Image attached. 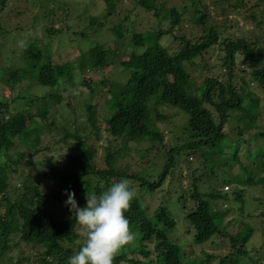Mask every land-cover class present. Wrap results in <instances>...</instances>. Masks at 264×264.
I'll list each match as a JSON object with an SVG mask.
<instances>
[{
	"label": "trees",
	"instance_id": "1",
	"mask_svg": "<svg viewBox=\"0 0 264 264\" xmlns=\"http://www.w3.org/2000/svg\"><path fill=\"white\" fill-rule=\"evenodd\" d=\"M74 1L76 6H68L65 0H14L11 12L35 10L28 17L37 32L33 35L31 27L13 25L10 16V20L2 22L9 0H0V56L6 50L2 38L12 39L11 47L24 50V55L17 57L20 64L14 57L17 48L12 47L10 55L0 59V83L12 93L17 90L12 95L15 103L25 101L12 112L8 97H0V257L9 248L10 236L15 234L27 244L44 247V264H68L69 257L83 244L79 242L83 231L65 205V190L75 192L79 206L83 207L87 193L99 195L123 178L136 192L125 215L133 232L138 234L133 245L130 242L117 252L113 264H122L128 251L131 264H263L249 255L247 243L256 231L252 217L259 213L264 218V197L246 198L244 187L262 185L264 176H256L242 157L253 160L257 172L264 171V125L258 122L263 105L250 87L251 81L264 87V0H255L253 4H249L251 0H213L212 6L216 5L223 16L219 21L211 17L205 0H178L171 5L168 0H134L137 7L153 11L159 21H169L166 28L143 30L131 18L132 8L125 9L124 17L117 11L120 0ZM89 2L94 8L102 2L101 12L92 13ZM243 7L249 11L246 19L252 20L256 30L224 37L226 32H233L234 18ZM110 18L113 20L108 22ZM185 20L202 25L203 36L192 40L182 35V46L171 51L161 39L175 27H183ZM71 21H78L80 26L74 27ZM109 39L115 43L114 47L107 45ZM67 40L72 43L69 47ZM85 42L90 43L88 49ZM215 45L225 46L221 63L224 70L206 74L198 82L187 65H196V58L203 60L208 49ZM122 46L130 47L131 51L128 57L117 61L113 53L122 51ZM73 47L81 50L77 61L74 60L77 56L67 58ZM56 55L67 60L60 63L55 60ZM240 60L249 69V77L246 70L238 69ZM116 66H121L126 81L111 79ZM202 67L215 69L207 63ZM78 74L83 76L79 87L91 84L90 96L78 95L72 117L66 116L59 122L52 113L64 103L60 91L77 85L74 79ZM40 85L48 88L44 94L36 93ZM101 89L104 99L99 110V101L93 103L92 97ZM164 106L176 109L175 115L180 111L186 116L183 142L176 146L168 144L163 128L154 126L152 113L161 122L170 120V115L161 110ZM101 118L107 133L105 167L94 161L96 150L88 143L90 135L81 131L90 125L89 133L100 137ZM228 124H234L236 133L228 130ZM54 126L63 128L61 139L65 143L69 138L75 140L66 143L70 150L66 153L68 162L60 164L51 156L47 170H35L31 157L48 149L42 148L41 134ZM251 129L256 131L255 135L245 137V132ZM253 137L263 139L254 155L247 145ZM16 138L29 145L27 154L14 150ZM118 141L122 142L120 147L116 146ZM141 144H146L141 157L153 152L156 159L138 171H131L122 162L137 157L136 146ZM243 144L247 146L246 154L242 152ZM191 154L196 158L201 155L204 167L213 165L207 173L220 184L205 194L193 184L200 177L192 174L195 207L185 215L189 236L177 229L178 221L167 204L150 215L145 196L161 189L167 176L182 167ZM235 165L239 166L236 173ZM45 179L50 181L46 187ZM226 183L233 184L231 192L223 190ZM177 197L176 201L185 207L187 191ZM229 215L232 216L226 221ZM230 224L237 228V233L227 228ZM261 227L264 232V224ZM217 235L230 240L234 249L231 253L219 256L205 248L196 251L195 246H202Z\"/></svg>",
	"mask_w": 264,
	"mask_h": 264
},
{
	"label": "rangeland",
	"instance_id": "2",
	"mask_svg": "<svg viewBox=\"0 0 264 264\" xmlns=\"http://www.w3.org/2000/svg\"><path fill=\"white\" fill-rule=\"evenodd\" d=\"M68 4V6L74 5L73 3L75 2L74 0H65ZM120 5L117 9V11L120 10V12L123 14L122 16L124 17V11L125 9L128 8H132L133 13L131 14V18L132 19H136L139 23L138 25V29L139 30H143V29H150L152 27H162V28H166L169 23L168 20H163V21H159L155 15L153 14V11H148V10H144L140 7H137L135 5V3H133L132 1L134 0H120ZM174 1H178V0H168V5H171ZM209 7H210V12H211V17H213V19L219 21L223 18V16L220 14L219 10L217 9V6L213 4V0H205ZM255 3V0H251L249 4H253ZM102 5L103 3H96L95 6L96 8L93 7V4L91 2H89V9L92 13L96 14L97 12H101L102 9ZM7 6V5H6ZM14 6V0H9L8 2V7L5 11L4 15L6 17V19L4 18V16L2 17V22L5 23L6 20H10L9 16L12 18L13 20V25L16 23V25L18 26H26V27H31L32 29L30 30L32 32L33 35H36V30L34 29L35 26H32V22L31 19L28 18L30 16V12L35 11L33 10V8L31 9L30 12H25L23 10H18V11H14L11 12V9ZM20 8H22L23 6H19ZM4 9V10H5ZM76 9V8H74ZM25 12V15L22 16L21 14ZM249 11L245 10V8H242V12H240L239 14H237V18H234L235 20L233 21L234 27L231 28V31L233 32H226L224 37H230V36H236V35H240V33L244 32V31H255L256 30V26L255 24L252 22L251 19H246V16L248 15ZM1 14V13H0ZM77 14V13H76ZM113 20V18H110L108 20V22H111ZM237 22V23H236ZM71 24H74V27H79L80 23L78 21L74 22L71 21ZM15 25V26H16ZM14 26V27H15ZM202 25H198L195 23H190L189 21H184L183 22V27L179 26L178 28L175 27L172 33H168L165 34L162 37V43L169 48L171 51H176L178 50L179 47L182 46L183 41L181 40V36L184 35L187 39H192V40H197L200 39V37H202ZM9 38V37H8ZM1 40L5 41V48L6 50L3 51L1 53L0 59L3 60V58H5L6 56L10 55V50L12 49V47L15 49L17 48L16 52H15V59H16V63L20 64V60L17 58L21 55H24V50L20 49L17 46H12L11 47V40L12 39H6V38H2ZM64 41V40H63ZM69 47L72 43L67 40L66 41ZM58 45L62 46L61 44L57 43ZM107 45L108 46H113L115 45V43L113 42V40L109 39L107 41ZM84 46L86 47V49H88L90 47V43L85 42ZM121 46V45H120ZM114 47V46H113ZM126 46H122V50L121 49L119 51H115L113 53V55H115L116 60L119 61L122 57H128L129 55V51H131L130 47H126ZM120 48V47H119ZM79 52H81L80 48H75L73 47V49L71 50L70 54L68 55L67 58L69 59H74ZM225 53V46L224 45H215L211 48L208 49V51L205 53L204 59L202 60L201 57L196 58V65L191 66V65H187V68L189 70V72L192 74L193 77L196 78V80L198 82H201L204 79V76L206 74H212V73H222L223 70H221V63L223 62L222 57ZM13 54H11L12 56ZM67 58H61L58 55H56L55 60L59 61L60 63H64ZM78 56L74 59L77 61ZM204 63H207L210 67L215 66L213 68H215L214 70L210 71L209 68H205L203 69V65ZM218 64V65H217ZM220 64V65H219ZM238 69H244L245 74L247 77L250 76V71L249 69L246 67L245 63L240 60L238 62ZM29 76L31 75V73H28ZM112 74V75H111ZM111 79H121L123 82L127 80V76L124 75V73L122 72L121 66H116L115 68H113V70L111 71ZM83 76L81 77L80 74H78L76 76V78L74 79V82L78 83L77 85L75 84V86L69 88V89H65L63 91H60L62 93V96L65 98L64 103H62L59 108L56 107V111L55 113H52V115H55L56 118L58 119L59 122H61L62 120H65V117H72L73 114V107L76 108V104L78 103V95L82 94L83 97H89L90 92H91V84L87 83L86 85H82V86H78L80 85L79 83H82ZM97 78V77H95ZM194 78V79H195ZM79 87V88H78ZM250 87L253 91H255V93L259 96V98L261 99V104L262 109H261V117L258 120L259 124L264 125V87L260 86L257 82L255 81H251L250 82ZM47 86L44 85H40L39 88H37L36 93L38 94H44L45 91L47 90ZM5 90V93H4ZM75 90L77 92V94L75 95ZM80 90V92H79ZM103 89L98 90L97 94L93 95V103H96L97 101H99V105L97 107V109L101 110V106H100V102L103 101L104 97H103ZM17 93V90H13V93L11 90H6L2 83H0V97H8L7 101L11 104L10 110L12 112H15L18 110V108H20L25 101L22 100H18L16 103L12 100L14 94ZM58 108V109H57ZM162 112H164V114L166 115H170V120L168 121H160L157 120L155 118V114L152 113L153 116V121H154V126L155 127H160L163 128L165 130V133L167 135V142L170 145L176 146L177 144H180L183 142V138H182V125L185 124L186 120H185V114L178 111V114L175 115V113L177 112L176 109L174 108H170V107H161ZM104 111V108L102 109V111L99 113L102 114V112ZM51 115V116H52ZM87 115V112H86ZM103 118V116H102ZM101 118L100 120V125L103 127L100 131V137H97L96 134H92L89 133L91 130V126H87L84 129H81V131L87 132L86 134L89 136L88 138V143L92 144L96 150V156L94 158V161L99 164L100 167H105V161L103 160V156H104V145L107 144V133L105 132V122L103 121V119ZM29 121V119H28ZM228 130L230 132H234L236 133L235 129H234V124H228ZM78 126H81V124H78ZM227 128V127H225ZM256 131L254 129L251 130H247L244 134L245 137L248 136H253L255 135ZM258 132V131H257ZM63 128H58L56 126H54L53 128H47L42 134H41V138H42V148L44 147H48V149H44L42 150L39 154H37L36 156L31 157V159L35 162V164L33 165V169L35 170H47L48 169V158H50L51 156H54V160L60 164H65L68 162V158L66 157V153L70 152V150L68 149V146L66 143H75L74 138H69L68 140H66V143L64 142V140L61 139V136L63 135ZM85 136V133H83ZM87 136V137H88ZM179 136V137H178ZM178 137V138H177ZM85 141L87 140L86 137L84 138ZM252 139V140H251ZM247 145L250 147V149H253L252 155L256 154V152L260 149V144L263 141V139L259 138L256 139L255 137L251 138ZM16 146L14 148L15 151L18 150H22L25 152V154H27V152L30 151L29 149V145L23 143L22 141H20L19 138H16ZM122 144L121 141L117 142V147H120ZM146 144H141L140 146H136V148L138 149V152L136 153L137 157H131L125 160L124 163L125 165H128L130 167L131 171H138L141 168L145 167L146 165H148L149 162H152L153 160H155L156 158L154 157V153L150 152L148 155L146 153V156L144 158L141 157V154H143V151H145L146 149L144 148ZM246 145L243 144L242 145V152L246 154ZM249 153V152H248ZM264 153V152H263ZM133 155H135V153L133 152ZM249 155V154H247ZM214 158L217 159V156L214 155ZM263 160H264V156H263ZM242 161L250 164V166L252 167V169L255 171L256 176L259 175H263L264 176V171L263 172H257L255 170V162L253 160H248L247 156H243L242 157ZM60 168H62V165L59 166ZM133 169V170H132ZM213 169V165L209 164L208 167L206 165V167H204L203 165V161L201 158V155L196 158L195 155H190L187 158L184 159V163L182 164V167L177 168L174 171V174H169L167 176V179L165 180V183L163 184L161 189H158L155 193L153 194H149L147 193L145 196V203L147 205V211L150 213V215H154L155 210L163 204H167V206L169 207L170 211H171V215L175 217V219L178 221V225H177V229L179 227V231L180 232H184L185 234L187 233L189 236H191L188 231L186 230L188 227L186 225V213L188 210H191L192 208L195 207V202L192 199V189H193V184H197L199 186V189L201 190V192H204L205 194L210 193L211 191H213L214 187H217V184L220 183H216L214 180H212L211 178H209V173H207L209 170ZM239 170V166L235 165L233 167V172L236 173ZM193 172V173H192ZM195 175V178H199L200 180H197L195 183H193L194 178L193 175ZM45 187L48 185V183L50 182L49 180L45 179ZM193 183V184H192ZM18 184V182H17ZM51 186V185H50ZM220 187V185H219ZM188 188L190 189V193H188ZM223 190L225 191H229L231 192V190L233 189V184L231 183H226L222 185ZM245 189V194H246V198L252 197V196H261L264 197V183H262V185H253L250 187H244ZM187 191V200H186V204L184 207V204L182 202H178L177 200V196L181 193ZM191 197V198H190ZM221 200H218V204H220ZM259 214V213H258ZM254 215L252 217V221L251 223H253L256 226V231L254 232V234L252 235V237L249 239L248 243H247V249L249 251V255L253 256V258H259L260 260H262L263 264H264V232H263V228L261 227L264 223V218H262V216L260 215ZM232 215H229L226 217V221L230 219ZM232 233H237V228H235L234 226H232L231 224L228 225V227ZM223 232L227 233L228 229H221ZM83 231V229H82ZM135 237L134 240L132 241V243H130L129 245H133L135 238L137 237V232L134 231ZM80 243L84 242V238L82 237L79 241ZM0 244H2V242H0ZM8 245L9 248H7L6 252L3 253V255H1L0 257V261L1 264H17L16 262H19L18 264H44V260H43V256L44 254L42 253L44 251V247L42 246H38V245H33L32 243H25L23 241L20 240L18 235L12 234L10 236V240H8ZM151 247H153V245H151ZM196 247V251L199 253L200 250H202L203 248H205L206 250L209 251H213L216 252V254H218L219 256H223L225 254H229L231 253L234 249L231 246V242L230 240L222 237V236H215L213 238V240H211L210 242L202 245V246H195ZM124 251V249H123ZM123 251L121 250V253H123ZM125 252V251H124ZM127 257L129 258V260L127 259ZM127 257L125 256V259L121 260L122 264H131L130 258H131V254L130 251H128Z\"/></svg>",
	"mask_w": 264,
	"mask_h": 264
},
{
	"label": "clouds",
	"instance_id": "3",
	"mask_svg": "<svg viewBox=\"0 0 264 264\" xmlns=\"http://www.w3.org/2000/svg\"><path fill=\"white\" fill-rule=\"evenodd\" d=\"M72 217L83 232L79 251L69 257L68 264H113L117 252L134 240L135 234L125 215L136 197L127 179L113 182L99 195L87 193L85 206H79L75 192L65 190ZM44 263L45 258L43 257Z\"/></svg>",
	"mask_w": 264,
	"mask_h": 264
}]
</instances>
